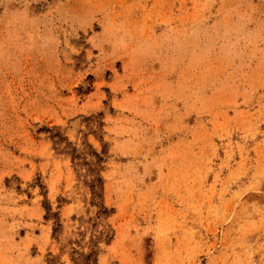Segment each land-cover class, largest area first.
<instances>
[{
    "label": "rangeland",
    "instance_id": "1",
    "mask_svg": "<svg viewBox=\"0 0 264 264\" xmlns=\"http://www.w3.org/2000/svg\"><path fill=\"white\" fill-rule=\"evenodd\" d=\"M0 264H264V0H0Z\"/></svg>",
    "mask_w": 264,
    "mask_h": 264
},
{
    "label": "trees",
    "instance_id": "2",
    "mask_svg": "<svg viewBox=\"0 0 264 264\" xmlns=\"http://www.w3.org/2000/svg\"><path fill=\"white\" fill-rule=\"evenodd\" d=\"M93 155L96 156V160L99 161L101 158L99 156V154L97 152H93ZM97 182L100 183V188L102 189V177L101 176H98L97 179H96ZM102 206V204H100ZM87 257L89 258L90 257V254L87 255Z\"/></svg>",
    "mask_w": 264,
    "mask_h": 264
}]
</instances>
